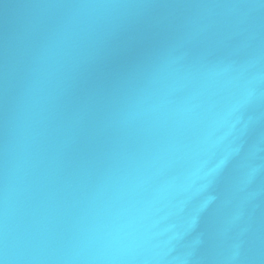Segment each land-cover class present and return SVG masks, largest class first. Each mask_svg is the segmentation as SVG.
<instances>
[{"label": "water", "instance_id": "1", "mask_svg": "<svg viewBox=\"0 0 264 264\" xmlns=\"http://www.w3.org/2000/svg\"><path fill=\"white\" fill-rule=\"evenodd\" d=\"M0 264H264V0H0Z\"/></svg>", "mask_w": 264, "mask_h": 264}]
</instances>
